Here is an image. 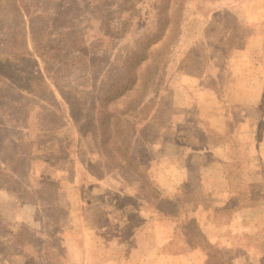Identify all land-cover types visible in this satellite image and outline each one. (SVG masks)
<instances>
[{
    "label": "rangeland",
    "instance_id": "1",
    "mask_svg": "<svg viewBox=\"0 0 264 264\" xmlns=\"http://www.w3.org/2000/svg\"><path fill=\"white\" fill-rule=\"evenodd\" d=\"M113 1L0 0V264H264V0H170L158 72L106 104L162 18ZM135 98L118 169L97 125Z\"/></svg>",
    "mask_w": 264,
    "mask_h": 264
},
{
    "label": "trees",
    "instance_id": "2",
    "mask_svg": "<svg viewBox=\"0 0 264 264\" xmlns=\"http://www.w3.org/2000/svg\"><path fill=\"white\" fill-rule=\"evenodd\" d=\"M104 1V0H103ZM184 1V0H182ZM114 3L113 0H108V3L106 5L112 6ZM184 4V2H182ZM179 5L178 9V15L175 16V25H172L171 16H169V10H170V0H158V5L156 6V10L159 15L162 16L160 23L161 26L159 27V32H157L154 35L147 36L145 39H147L146 43L143 45H140L138 49H135L133 53H131L125 63V80L122 82V84L119 86V88H115L113 90H109L105 94L106 104L110 102L111 100L118 99L122 97L125 93L133 91L135 89L136 95L138 99L143 95V93L146 91L148 87V83L150 82L151 78L158 72L162 62L164 61V58L168 54L171 42L165 41V36L168 33L172 36L171 41H175L176 38L178 39V36L180 34V25H179V19L181 17V10L183 9V5ZM180 11V12H179ZM174 18V17H173ZM171 21V22H170ZM170 22V24H169ZM158 42H161V48L155 51L153 55H150L151 51L150 49L156 45ZM15 43L14 41L12 42ZM143 43V42H141ZM53 48V45L51 46H39V50L42 52L39 53V56L42 57V55H47L48 52H50ZM150 60V61H149ZM148 61V62H147ZM7 62L12 64L11 60H7ZM147 62L145 65L144 63ZM144 65V67H143ZM139 69V71H138ZM55 85L59 88H62L58 82L55 81ZM104 102V103H105ZM136 98L135 100H132L129 104L130 108H125L123 110H113V111H106V109H103V111L100 113L99 117V124L97 125V132H98V138L100 142L101 149L103 152H105L106 155H109L112 161L116 164V167L118 169H122V166L120 164V160H122L124 163H130V155H129V147L130 144L127 140V138L122 133V127L120 124V117L124 115L129 109H136L137 107ZM133 104V105H132ZM113 137L114 141L111 144L110 147H108L107 143L110 142V138ZM120 142V143H118ZM144 188V184L142 186V189ZM164 203H168V200H164ZM170 205V203H168ZM189 230V233L194 235L196 238L195 244L199 246V244H202L206 242V239L203 235V233L197 228V226L194 225L193 221H189L186 227ZM206 248H209L208 246ZM212 256L209 254V257L207 258V264H224L222 261L218 262H211Z\"/></svg>",
    "mask_w": 264,
    "mask_h": 264
},
{
    "label": "crops",
    "instance_id": "3",
    "mask_svg": "<svg viewBox=\"0 0 264 264\" xmlns=\"http://www.w3.org/2000/svg\"><path fill=\"white\" fill-rule=\"evenodd\" d=\"M263 34V35H262ZM262 36L260 35V33H259V45H258V47L256 48V46L254 47L255 49H257V51H259V53H262V52H264V31L262 32ZM253 48V49H254ZM253 67L255 68H257L258 67V60H254L253 61ZM258 80L259 81H261V82H264V74H262L261 76H259L258 77Z\"/></svg>",
    "mask_w": 264,
    "mask_h": 264
}]
</instances>
